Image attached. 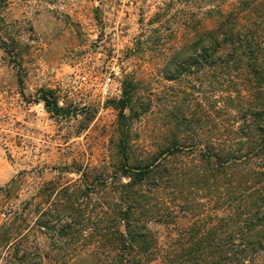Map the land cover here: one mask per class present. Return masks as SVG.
I'll return each mask as SVG.
<instances>
[{
    "label": "rangeland",
    "instance_id": "1",
    "mask_svg": "<svg viewBox=\"0 0 264 264\" xmlns=\"http://www.w3.org/2000/svg\"><path fill=\"white\" fill-rule=\"evenodd\" d=\"M235 1H6L0 8V232L11 242L0 243V264H11L17 247L39 252L40 264L99 263L97 239H87L93 227L80 240L54 246L52 231L36 225L38 216L81 190L79 201L93 208L124 199L116 187L133 179L122 175L120 140L129 166L143 164L166 138H189L178 121L189 109L217 106L219 119L227 118L233 87L222 72L215 77L217 70H206L196 82L168 68L193 29L210 26L212 11ZM41 89L53 95L57 111L46 108ZM182 150L198 157V148ZM191 215L174 208L172 219L150 218L146 226L164 247ZM254 259L248 264H264V250Z\"/></svg>",
    "mask_w": 264,
    "mask_h": 264
},
{
    "label": "trees",
    "instance_id": "2",
    "mask_svg": "<svg viewBox=\"0 0 264 264\" xmlns=\"http://www.w3.org/2000/svg\"><path fill=\"white\" fill-rule=\"evenodd\" d=\"M6 1L0 0V8ZM231 5L212 11L210 26L195 27L168 68L196 82L206 70H217L215 77L222 72L233 87L227 93L231 105H224L222 114L227 118L219 119L217 106L189 109L178 118L191 132L189 138H166L159 153L143 164L129 166L120 140L122 175L133 179L116 187L124 199H104L93 208L79 201L81 190L42 211L36 225L52 231V245L65 238L80 240L86 227H93L87 239H97L98 264H248L264 250V0ZM40 93L49 111L59 109L49 91ZM125 107L121 101V111ZM192 147L199 150L197 158L182 152ZM128 166L138 171L129 174ZM198 194L207 206L196 201ZM174 208L192 214V221L163 247L146 220L167 222ZM10 240L7 231L0 232V243ZM17 250L11 264H40L39 252Z\"/></svg>",
    "mask_w": 264,
    "mask_h": 264
},
{
    "label": "built area",
    "instance_id": "3",
    "mask_svg": "<svg viewBox=\"0 0 264 264\" xmlns=\"http://www.w3.org/2000/svg\"><path fill=\"white\" fill-rule=\"evenodd\" d=\"M83 78H84V77H83ZM108 84H109V82L106 81L105 84H104L103 87H102V94H103V95H107V94L109 93V87H108Z\"/></svg>",
    "mask_w": 264,
    "mask_h": 264
}]
</instances>
